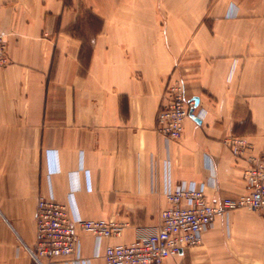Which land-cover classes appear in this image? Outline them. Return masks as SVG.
<instances>
[{"label":"crops","instance_id":"crops-1","mask_svg":"<svg viewBox=\"0 0 264 264\" xmlns=\"http://www.w3.org/2000/svg\"><path fill=\"white\" fill-rule=\"evenodd\" d=\"M65 5L0 0L11 57L0 68V264H35L27 245L35 239L38 197L51 190L83 217L123 228L101 239L78 229L80 256L56 264H109L105 247L152 231L165 192L181 181L206 182L213 202L246 191V161L228 138L250 141L247 154L264 153V0H204L193 50L200 56L185 65L202 122L186 121L177 141L156 126L176 64V31L146 24L161 16H128L135 26L120 29V46L96 40L83 65L80 42L61 41ZM161 264H264V214H217L200 244Z\"/></svg>","mask_w":264,"mask_h":264},{"label":"built area","instance_id":"built-area-1","mask_svg":"<svg viewBox=\"0 0 264 264\" xmlns=\"http://www.w3.org/2000/svg\"><path fill=\"white\" fill-rule=\"evenodd\" d=\"M5 34L0 30V67L8 63ZM176 99V98H175ZM183 97L178 96L161 113L159 133L166 139L182 134L183 119L195 115L194 107H184ZM235 156L246 161L244 178L251 192L227 196L213 202L209 200L206 182L181 181L165 192L167 204L161 209L159 223L152 231L140 233L130 243L109 244L103 256L109 264H161L168 257L202 241L204 229L212 225L217 214L237 208L264 211V153L245 154L249 142L237 136L228 138ZM83 229L98 239L121 235L122 225L104 218L89 219L60 202L53 190L40 195L35 213V239L27 246L37 264H56L59 258L80 256L81 241L77 234ZM98 250L97 255H100Z\"/></svg>","mask_w":264,"mask_h":264},{"label":"rangeland","instance_id":"rangeland-1","mask_svg":"<svg viewBox=\"0 0 264 264\" xmlns=\"http://www.w3.org/2000/svg\"><path fill=\"white\" fill-rule=\"evenodd\" d=\"M64 10L66 13V20H65V25L62 27V29L66 31L65 34L66 36L64 38H61V41L63 42L64 40V42H66L65 45H67L68 41L71 40L70 37L72 36L76 41L80 42V45L83 46V52H84L82 54L83 65H85V63L87 62L92 47L94 46L96 40L102 46L104 45L120 46L121 38L118 37L120 29L123 30L127 25L135 26V21L134 22L124 21L126 18H128V16L132 17L136 14L148 15V16L155 15L157 17L161 16V21L146 22V24L148 23L151 26L159 25L162 30L168 29V30L176 31L174 44L178 48V54L176 55V64L174 67V71L172 72V75H170V77L166 82L162 104L157 115V125H156L157 130H158V124L160 122L162 111L164 109H167V107L174 100H176L178 96L183 97V101L185 103L184 107H186L187 109L190 107V102L193 101L194 107L191 108L190 111L194 113L195 116H199L202 119L203 113L202 111H200L199 102L196 103L195 97L192 96V94L189 91L187 74H189L190 70L187 69L189 66L186 67L185 65L186 63L187 65L188 63H192V61H194L196 57L200 56V53H194L193 50L195 49L194 46H198V44H200V40L202 39L200 36V30L204 29V22L201 21V19L204 18V0H66V5L64 7ZM172 14L178 17L182 16L189 18L191 16L192 18L190 21L187 22L176 21L173 19L166 20L169 19V15ZM105 18L108 19L107 22L104 21ZM60 25L61 23L59 22L58 28H60ZM103 29H107L108 31L109 30L116 31V34L115 35L111 34L107 38L104 36H102L101 38H96L97 35L101 34L100 32H102ZM1 31L5 34V39L7 44L6 51L8 54V63L0 67V68H4L11 63V57L7 42V33H5L3 30ZM197 60H199V58H197ZM85 68L86 67L84 66L83 69ZM186 121H192L193 123L194 122L198 123L193 118V114L185 116V118L182 121L183 129L181 136L178 138H169L168 141H177L182 138L185 130ZM160 135L163 138H165L163 133H161ZM237 137L244 138L242 136H237ZM248 142L249 145H251L250 141ZM245 154L247 155V151ZM237 157L243 159V157H239V156ZM245 166L243 167L242 177L247 186H246V191L238 194L239 196L251 192V189L244 178ZM198 182H204V181H198ZM224 197L220 198V200L223 199ZM241 209L251 210L248 208H241ZM251 211H256L264 214V211L262 210H251ZM34 263L37 264L35 261Z\"/></svg>","mask_w":264,"mask_h":264},{"label":"water","instance_id":"water-1","mask_svg":"<svg viewBox=\"0 0 264 264\" xmlns=\"http://www.w3.org/2000/svg\"><path fill=\"white\" fill-rule=\"evenodd\" d=\"M195 100H196V103L199 102V98H198V97H195ZM193 118H194L195 121H197L198 123H201V122H202V119H201L199 116H195V115H193Z\"/></svg>","mask_w":264,"mask_h":264}]
</instances>
